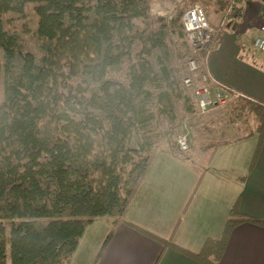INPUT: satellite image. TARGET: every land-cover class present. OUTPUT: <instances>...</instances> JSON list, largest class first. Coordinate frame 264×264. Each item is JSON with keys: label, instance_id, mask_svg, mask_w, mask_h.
<instances>
[{"label": "trees", "instance_id": "1", "mask_svg": "<svg viewBox=\"0 0 264 264\" xmlns=\"http://www.w3.org/2000/svg\"><path fill=\"white\" fill-rule=\"evenodd\" d=\"M230 2L209 4L223 14ZM150 13V0H0V264H68L86 228L106 215L114 228L125 223L206 264L220 263L238 224L264 226L236 204L223 236L195 254L125 220L160 144L167 141L177 156L190 151L179 149L174 127L189 122L195 143L214 129L196 122L203 114L196 88L215 85L202 78L205 55L192 53L184 12L147 28L135 22ZM240 18L238 4L227 27L234 30ZM229 103V124L242 125L237 140L260 136L252 169L264 104L240 95ZM210 142L214 156L231 141Z\"/></svg>", "mask_w": 264, "mask_h": 264}, {"label": "crops", "instance_id": "2", "mask_svg": "<svg viewBox=\"0 0 264 264\" xmlns=\"http://www.w3.org/2000/svg\"><path fill=\"white\" fill-rule=\"evenodd\" d=\"M239 6V23L234 30L227 28L224 32L222 41L209 54L207 68L217 81L264 104V53L252 44L264 27V1L243 0ZM221 15L214 12L210 23L218 24ZM255 29L258 33L247 37ZM235 130L220 132L227 136L222 139L231 142L211 155L208 170L200 179L204 170L190 172L188 166H175L179 158L170 147L166 158L159 156L158 150L125 220L159 240L172 239L179 248L195 254L206 240L223 236L236 204L243 215L264 221V139L251 169L260 136L237 140L243 132ZM92 225L86 228L76 252ZM113 229L97 264H206L171 245L165 247L125 223ZM109 233L104 235L92 264ZM219 264H264V226L251 222L235 226Z\"/></svg>", "mask_w": 264, "mask_h": 264}, {"label": "rangeland", "instance_id": "3", "mask_svg": "<svg viewBox=\"0 0 264 264\" xmlns=\"http://www.w3.org/2000/svg\"><path fill=\"white\" fill-rule=\"evenodd\" d=\"M197 3L203 5L206 8L208 18L210 16H213L214 12L209 4L210 0H153L150 3L151 13L149 18L146 19L138 18L135 20V22L141 25L142 27L147 28L150 25L151 21L159 17H165L168 20H172L176 18L177 12H181V11L185 12V10H187L189 7ZM212 25L216 26L218 24H212ZM227 28L228 27L225 26V28L223 29L220 37L221 39L223 38V34L227 30ZM256 33H258L256 29L251 30L250 32H248L247 37H252ZM229 104H230L229 102L220 104L217 105L218 107L216 106L211 107L207 112L205 113L202 112L203 114H199L200 119L196 120L197 124L204 123V121H206L209 125H212L213 126L212 128L214 129L213 131H211V134L208 135L204 134V136H201L200 142L198 143H195L194 129L192 130L190 123L185 121L188 123L190 130L192 132V142H191L192 146L190 150L191 151L193 150V152L189 151L190 153L188 152L186 155L178 156L179 159L176 160L177 165L175 166H179L181 168H186V169L187 167L185 166H188V170H190V172L193 170L198 171L199 169L204 170L201 172V175L199 174L198 179H200V176L202 177V175L208 170L209 167L208 164L211 162V155L214 152L213 143L210 141L220 140L222 138L227 137L226 134L220 133L222 130L226 128L227 129L235 128L236 129L235 132H238V129L240 128L239 126H242L241 124H234V125L229 124L228 122L229 112H230ZM180 125L181 124L177 125L171 131L172 137L174 138L176 137V133L179 132V130L181 129ZM58 127L59 126L57 120L54 119L50 124L47 125V131L51 136H55ZM168 151H169V143L167 141L162 142L159 148V153H160L159 156L165 157L166 156L165 154ZM113 219H114L113 216L110 215L102 216L95 219V221L93 222L94 225L89 227L86 236L82 240L78 252L76 251L74 252L68 264H92L95 258V253L99 250L101 244L103 243L102 240L103 237H105L107 233L113 229Z\"/></svg>", "mask_w": 264, "mask_h": 264}, {"label": "built area", "instance_id": "4", "mask_svg": "<svg viewBox=\"0 0 264 264\" xmlns=\"http://www.w3.org/2000/svg\"><path fill=\"white\" fill-rule=\"evenodd\" d=\"M243 0H231L226 11L221 15L220 22L214 26L210 23L207 10L201 4H194L189 7L182 15V24L186 32L188 43L194 55H205L206 68L210 52L217 45L223 29L227 26L232 10ZM253 47L264 53V27L262 33L255 36L252 41ZM191 71L199 69L197 59L189 62ZM208 69V68H207ZM205 82L211 81L215 89L210 86L197 87L195 96L201 112H207L211 107L224 104L232 99V95L246 96L230 86L217 81L209 72L203 73ZM185 84L189 87L194 85L191 76L185 78ZM181 129L176 133L175 140L181 151L188 152L191 149L192 132L187 122L180 125Z\"/></svg>", "mask_w": 264, "mask_h": 264}, {"label": "water", "instance_id": "5", "mask_svg": "<svg viewBox=\"0 0 264 264\" xmlns=\"http://www.w3.org/2000/svg\"><path fill=\"white\" fill-rule=\"evenodd\" d=\"M262 1H264V0H262Z\"/></svg>", "mask_w": 264, "mask_h": 264}]
</instances>
